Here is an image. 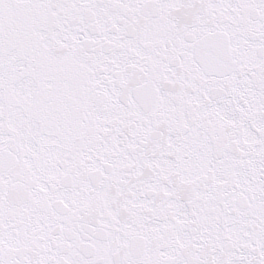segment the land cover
I'll list each match as a JSON object with an SVG mask.
<instances>
[{"label": "snow or ice", "instance_id": "snow-or-ice-1", "mask_svg": "<svg viewBox=\"0 0 264 264\" xmlns=\"http://www.w3.org/2000/svg\"><path fill=\"white\" fill-rule=\"evenodd\" d=\"M0 264H264V0H0Z\"/></svg>", "mask_w": 264, "mask_h": 264}]
</instances>
